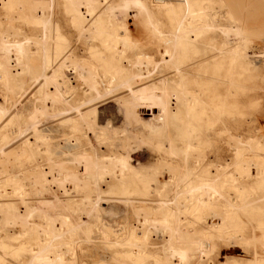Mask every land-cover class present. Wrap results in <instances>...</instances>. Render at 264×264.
I'll list each match as a JSON object with an SVG mask.
<instances>
[{"label":"bare ground","instance_id":"1","mask_svg":"<svg viewBox=\"0 0 264 264\" xmlns=\"http://www.w3.org/2000/svg\"><path fill=\"white\" fill-rule=\"evenodd\" d=\"M119 1V4H114L111 0H66L65 11L71 17L70 25L77 31V36L80 40L99 41L108 53L107 57L96 46H90L87 54L78 58L59 25L46 19L42 21L46 27L44 36L34 42L44 62L36 73L29 76L30 86L38 85L36 95L41 106L39 110L50 121L69 126L71 130L66 146L61 150L62 161H53L55 150L36 123H25L19 112L9 114V109L0 102V120L6 118L2 128H9L10 133V139L6 138L0 146V159L6 157V149L13 143L17 144L15 155L19 158L27 150L35 149L37 152L39 146H43L45 160L49 164L46 169H38L35 173L38 179L36 185L43 192V189L55 187L62 196L61 201L58 193L57 198L52 196L55 201L72 205L74 199L79 198L80 204L86 207V210H80L78 221L67 214L51 213L50 200L38 199L40 207H37L30 198L29 189L33 190L35 185L30 180L34 175L28 176L25 168L15 176L0 171V174H4L0 178V264H89L82 251L84 244L94 240V230L99 232L101 241L112 251L110 264H203L214 252L216 240L232 246L230 241L240 239L243 233L254 232L257 228L264 237V225H242L239 218L242 210H253L250 205L257 199L245 194L243 182L249 180L252 189L254 185L264 189V144L251 140L244 147L237 135H228L227 128L222 126L220 133L228 135L233 151L232 166L228 168L221 164L219 152L207 158L205 148L196 145L198 138L192 137L189 132L194 119L198 117L197 108L203 102L190 86L187 68L199 63L206 69L209 59H214L215 65L221 66L229 53L227 70L230 71L229 83L236 106L241 55L239 42L246 34L241 16L242 4L233 2L229 17L222 18L206 12L212 8L210 0H199L205 5L180 0L181 6L171 0H149L152 6L139 2L138 11L129 8L126 0ZM1 2L6 9L7 26H10V19L18 20L19 12L24 9L19 6L20 0ZM151 7L165 13L181 9L180 15L170 17L171 33L159 28L160 23L153 16ZM13 27L17 31L21 28L16 24ZM215 34L219 40H231L229 50L222 45L217 48L216 54H204L193 62L199 54L197 44L206 42L210 46L217 37L212 36ZM74 36L77 39L76 34ZM203 36H206L204 41ZM25 44L17 37L3 35L0 30V81L12 86L13 90L28 83ZM147 48L154 51L148 61H154L158 72L150 79L141 80L138 76L142 72L139 73L140 67L136 64L143 60L142 52ZM99 60L111 64L100 72L97 65ZM66 69L75 75V82L79 83L77 86L64 76ZM220 75L224 77V72ZM81 86L89 94L80 102H71L77 87ZM147 96L149 98L143 104L141 101ZM109 97L115 98V101L121 100L125 115L132 120L139 119L143 122L141 128L149 130L151 134L161 135L169 126H173L174 134L164 133V143L156 146L158 153L153 165L134 166L129 155L114 153L111 141L104 142L111 139L110 125L107 122L102 129L99 126L97 129L96 108L100 101ZM136 99L141 100L130 108V100ZM137 107L145 111H137ZM147 112L149 117H145ZM139 128L131 130L138 145L148 140L143 129ZM126 130L122 129L124 133ZM79 135L85 136L89 143L88 151L82 155H76V151L70 154L71 148L77 151L82 148ZM122 137L124 142L129 138ZM130 139V142L134 140L133 137ZM179 142L182 146L178 145ZM126 151L128 148L123 152ZM81 160L89 162V167H74ZM26 175L32 183L26 180ZM10 192H14V195ZM152 196L159 197V200L151 199ZM107 198L120 202L125 208L123 211L127 216L124 224L112 226V223L100 222L90 225L86 219L88 212L94 211L98 203ZM156 202L158 208L154 210L152 206ZM117 214L120 215L118 211ZM200 223H203L201 230L197 228ZM241 241L244 240L241 238ZM219 264L236 263L228 260L227 255ZM251 264H264L257 251L253 252Z\"/></svg>","mask_w":264,"mask_h":264},{"label":"rangeland","instance_id":"2","mask_svg":"<svg viewBox=\"0 0 264 264\" xmlns=\"http://www.w3.org/2000/svg\"><path fill=\"white\" fill-rule=\"evenodd\" d=\"M111 1L114 4H119L121 2L119 0ZM171 1H174L176 5L181 6L180 0ZM190 1L191 3H196L198 5L206 4L205 2L201 3L199 0ZM20 2L21 3L19 4V6L23 8L24 11H20L21 13L19 12L18 20L16 18H11L10 22L12 25L7 26L8 18L5 17L6 9L2 6V2L0 0V30L5 36L11 35L13 37H17L22 42H26L25 48L27 51L28 83L25 84V86L23 85V87L19 86L18 89L13 90L12 86H6L0 81V102L4 104L7 109H9V114L13 115L16 112H19L22 114L21 119L26 121L25 123H36L39 130H41L43 134L48 136V138L50 139L48 140V142L53 146V149L55 150L56 156L53 158V161L60 162L62 161L61 150L66 146V140L71 133L70 127L66 125H60L58 122L50 121V119H48L46 115H44V112L39 110L41 106L36 95L38 85L30 86L29 84V76L33 73H36L44 63L42 59V53L38 52V47L34 45V42L36 40H41V36H44L43 33L46 27L44 25L45 23L43 24V20L46 19L54 24L56 23L59 25L61 32L65 35V39L70 42V45L72 46V51L76 56H78V58L79 56L81 57L83 55H86L88 51L87 49H89L88 47L90 46H96V49L102 51V55H105V57L108 56V53L103 50V47L100 46L99 41H88V39L85 38L84 39L86 41H84L83 38V40H80V38L77 36V31L73 29L70 25L71 17L65 11L66 0H20ZM139 2H147L148 5H150L149 0H126L125 4L129 6V8L138 11L139 6L137 4ZM210 2L213 3L211 4L212 8L208 9L206 12L210 15L222 18L229 17L230 7L233 2H239L242 4L241 16L243 17L242 21L246 29V34L241 37L239 42V51L241 55L237 74L238 85L237 97L235 99L236 106H234V99L231 91L232 87L229 83L230 71L227 70L229 66V53L221 66H216V63H214L215 60L209 59L207 61L206 69H203L202 65H200L199 63L193 65L190 68H187V71L189 73L190 86L197 91L198 95L200 96L203 102L197 108L198 117L194 119V125L189 132L192 137L198 138L196 145H198L200 148H205L207 158H211L214 153L219 152L221 154V164L225 167L231 168L233 162V151L232 146H230L231 142L228 141L227 138L228 135H237L239 140L242 141V146L244 147L246 146V143L251 140H255L261 144H264V0H210ZM151 8L153 9V16H155L158 23H160L159 28L166 33H171L173 28L172 22L170 21V17L173 15H180L182 13L181 9H176L173 13H165L163 10L160 11L156 9V7ZM140 13L144 15L143 12ZM15 24L21 27L19 31H17L13 27ZM9 27L12 29H10ZM226 27H228V23L226 24ZM74 33L76 34L77 39L79 38L78 40L75 38ZM212 36L217 37L214 38L215 43H212L214 41H211L210 46H207L206 42L204 44H202V42H199L197 44L199 54L198 57L193 60V62L197 61L198 58H202L205 55L212 56L213 54H216L217 48L221 47L222 45H224L225 50H229L232 43L229 42L231 41L230 39L226 38L223 40H219L218 35L215 34ZM203 37L204 38L202 40L204 41L206 36ZM84 43L87 45H85ZM153 54L154 51L151 48L144 49V51L142 52L143 60L136 64L138 65L137 67H140L139 73L142 72V74H139L138 76L140 77L139 79H150L154 77L153 75L158 72V69L155 67L154 61L152 59L151 61H148L151 58V55L153 56ZM107 64L110 65L111 62L106 63L105 61L99 60V62H97V65L100 67L99 71L103 72L106 69L105 67H107ZM68 71L69 70L67 69L63 71L64 76H67L68 79L74 82V85L77 86L79 83H77V81L75 82V75H72V72ZM222 72H224V77L220 75ZM85 89L86 88L84 86H81L79 88L77 87L75 93L73 94V99H71V102H80L82 99L86 98L85 95L89 93L88 91H85ZM147 98H149V96L143 99L141 98V102L143 104H146ZM107 99L103 102L100 101L101 103L98 104L96 108L95 121V124L97 123V129L98 126L99 129H102L105 124L107 125V122L110 125L109 128L111 133V139L109 141L106 140L104 142L107 143L111 141V144H113V148L111 147L112 150L115 148V150H113L114 153H124L125 155H129L131 163L134 166L140 165L139 167H145L150 164L153 165L155 163L158 153L156 146L160 143H164V133L166 134L167 132H169L171 134H174L173 126H169V128L162 132L163 134L161 135L157 133L151 134L149 130L141 128L143 126V122H141L139 119H133L134 122H132L133 120L125 115L124 105L121 100L115 101V98L112 97H109ZM4 100L6 103L4 102ZM140 100H130V108H132V106H136V104H138ZM121 107H123V109ZM37 109L39 111H35ZM143 109L144 108L142 107H137V111L144 112L145 110ZM147 114L148 115L145 117H149V112H147ZM4 120H6V118H4L2 121L0 120V146L4 144L6 138L10 139V133L8 132L9 128H2V126L5 125ZM127 122L130 123V126L134 125L132 126L133 128L137 127L135 128L136 130L139 128L140 125L139 129H143V132L146 134H144L145 137H148V140L146 141L147 143H144L145 145L143 143L138 145L137 140L134 139V131L136 130H134L132 127L128 129L127 127L130 126L127 124ZM125 123L127 126H125ZM173 125L178 126L179 123H173ZM222 126L227 128L228 135L220 133L223 128ZM122 129L123 131L126 129L128 131L126 130V132L124 133ZM180 129L185 130L186 128L180 127ZM131 130L134 131L131 132ZM114 132L116 136H114ZM126 133H128V135ZM182 133H184V131H182ZM112 135L114 136V139ZM121 135L125 137L128 136V139H130L131 137L130 140H132L133 137L134 140L132 141L134 142H131L134 148L131 146V142L128 139H126L127 141L124 142L125 139ZM118 136L122 138V143L119 142L120 138ZM79 138V144L82 145V148L78 149L79 151H77V149L75 150L74 148H71L70 154H74V152L76 151V155H82L85 151H88L87 146L89 143L86 141L85 136L79 135ZM120 144L123 147H121ZM117 145L120 146L117 147ZM178 145L182 146V143L179 142ZM115 146L118 148V150H116L117 148ZM126 146L128 148V151L123 152L127 149ZM16 149L17 144L14 143L9 145V147L6 149V159H0V171L3 170V173L6 171V174L8 172L9 174L11 173L10 175L15 176L19 175L22 171L21 169L25 168L26 174L28 173V176L32 177L34 175V178L32 177L33 179L30 177L31 180L27 175L25 177L26 180L29 179L30 181L35 183V185L33 186V190H37H35L36 192L34 191L36 193L35 194L32 188L29 187L31 188L29 189V192L32 202L34 204L36 203L35 205L37 207H40L38 199H47V201L50 200L51 205L49 207L51 209V213L67 214L74 218L73 220L78 221V216L81 214L80 210H86V207L80 204L81 200L79 198L74 199L75 201L73 203L76 207H74V204H69V206L67 205L68 203L60 202L62 200V196L58 192V190L56 191L55 187L54 189L50 190L43 189L44 192H49H46L45 195L41 188L36 185L38 179L35 173L38 169H46L49 164V162L45 160L44 147L40 145L37 149V152H35V149L27 150L21 158L15 155ZM14 162H16V164H14ZM74 167L78 169H86L89 167V162L81 160V162L79 164H76ZM78 172L81 173L82 171L78 170ZM1 174L0 178H2L4 175L2 174L1 176ZM29 180L28 182H30ZM243 186L246 187V189L244 190L245 194L251 195L252 199H257L254 201V203L250 205L253 206V210L249 211L248 208H246L245 210H242V212L239 213V218L242 225L253 227L264 225V204H262L264 201V197H262L264 195V189H259L255 187V185L252 189V183L249 180L244 181ZM36 187H38V189ZM10 193L11 195H14V192ZM54 195L56 198L61 197L60 201H55ZM36 197L38 198L35 199ZM151 199L157 201L159 200V197L152 196ZM52 200L54 201V203L52 202ZM120 204V202L112 201L108 198L103 199L98 203L99 208L96 206V209H94V211L90 210V213L88 212L89 216H87L86 219L90 222V225H92V223L107 222L108 224L112 223V226H122L125 222V217L127 216V214L125 215V212L123 211L125 210V208L122 206V204ZM53 207L55 209V212H52L54 211ZM152 208L154 210H157L158 203H154ZM117 211L120 213V215L117 214ZM122 217L124 218V220ZM83 225L85 226L86 223H83ZM202 225L203 223L198 224L197 228L201 230ZM8 231H10V229H8ZM261 233L262 231L258 228L254 232L248 231L246 233H243V235L240 236V239L235 238V240H232L233 242L230 241V243H232L231 245H234L233 247L230 246L228 243L226 244L224 241L223 242L225 244L220 240H216L214 252L212 253V255H210L209 259L206 260L203 264H219L222 258H227V255L228 260H232L236 264H251L253 259V252L255 251H257L260 257L264 259V237H262ZM241 238L244 241H241ZM99 239V232L97 230H94V240L83 245L82 254L84 258H87L85 260H87L89 264H107L108 262L110 264L112 259V251L105 246L101 239ZM236 240L239 242V244ZM239 240L241 241V243ZM159 242L161 243L160 240ZM161 244H159V247H161ZM218 254L220 255V257Z\"/></svg>","mask_w":264,"mask_h":264}]
</instances>
